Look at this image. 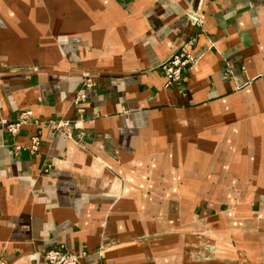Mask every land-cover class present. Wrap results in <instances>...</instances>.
<instances>
[{"label": "crops", "instance_id": "0c3cea01", "mask_svg": "<svg viewBox=\"0 0 264 264\" xmlns=\"http://www.w3.org/2000/svg\"><path fill=\"white\" fill-rule=\"evenodd\" d=\"M55 247L264 264V0H0V264Z\"/></svg>", "mask_w": 264, "mask_h": 264}, {"label": "built area", "instance_id": "2783aa9c", "mask_svg": "<svg viewBox=\"0 0 264 264\" xmlns=\"http://www.w3.org/2000/svg\"><path fill=\"white\" fill-rule=\"evenodd\" d=\"M193 53L190 46V43L183 46L176 54H174L160 69L162 71L165 86H171L181 80L183 74L189 69L191 64L193 63ZM84 85L87 87L94 85V80L85 77ZM85 99L84 94H77L75 97V102L79 103L80 101ZM77 112L82 114L84 112V108L81 106L77 107ZM30 115V111H25L21 114L19 119L15 122L9 123L6 127L7 132L15 138L17 133L21 128V124L25 119ZM52 129L54 131H58L61 128H64L67 125V122L58 121L52 122ZM66 131V130H65ZM39 135L32 134L30 136V143L28 145L29 151L34 154L39 150ZM21 147L19 145H13L14 151L18 152ZM1 264H6L2 262ZM42 264H80L78 256L74 253H71L67 250H64L59 247L51 248L43 254V262Z\"/></svg>", "mask_w": 264, "mask_h": 264}, {"label": "water", "instance_id": "95a60500", "mask_svg": "<svg viewBox=\"0 0 264 264\" xmlns=\"http://www.w3.org/2000/svg\"><path fill=\"white\" fill-rule=\"evenodd\" d=\"M192 17H197V14H196V12H193L192 14ZM194 18H192L191 19V24H194V22H195V20H194ZM177 52H175L174 54H176ZM174 54H172V56L174 55ZM172 56H170L169 58H167L166 60H164V61H162L159 65H158V67L159 68H161ZM82 77H92V75L91 74H89L88 72H84L83 74H82Z\"/></svg>", "mask_w": 264, "mask_h": 264}]
</instances>
